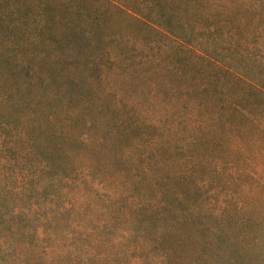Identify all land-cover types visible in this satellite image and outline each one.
Wrapping results in <instances>:
<instances>
[{
    "label": "trees",
    "instance_id": "trees-1",
    "mask_svg": "<svg viewBox=\"0 0 264 264\" xmlns=\"http://www.w3.org/2000/svg\"><path fill=\"white\" fill-rule=\"evenodd\" d=\"M105 1L162 43L0 2V261H29L53 228L65 261L46 264H264V0ZM151 79L175 95L161 131L123 98ZM148 245L167 261H107Z\"/></svg>",
    "mask_w": 264,
    "mask_h": 264
},
{
    "label": "rangeland",
    "instance_id": "rangeland-1",
    "mask_svg": "<svg viewBox=\"0 0 264 264\" xmlns=\"http://www.w3.org/2000/svg\"><path fill=\"white\" fill-rule=\"evenodd\" d=\"M2 0H0L1 2ZM20 0H9V2L6 4L8 8L14 7V5H17ZM23 1V0H22ZM235 5V1H232ZM33 4L37 5L40 3V5L48 4L50 7H54L56 9H66L70 11L71 9H75L78 11L79 17L83 21L84 25L89 28V25L91 23H106L107 26H109L110 30H113L116 32V34H119L121 36L119 37H146L149 38V41H151V44L156 42L157 44L162 43L161 37H158L154 34L145 33V31L139 32L137 31V28L135 27L133 22L130 23V21H127L124 17L121 15L113 18L110 15L114 11V6L110 2H104V0H33ZM34 6V5H33ZM105 10L106 16H101L99 13L102 10ZM115 12V11H114ZM107 15L110 16L107 17ZM173 20L175 21V16H173ZM129 24V25H128ZM62 28L61 25H56L55 29L53 30L54 35L53 39H57L60 36ZM142 38H140L141 40ZM147 41V40H146ZM140 42L141 41H137ZM171 52V51H169ZM193 72H188V74H192ZM195 76L199 73H193ZM118 85H121V83H117ZM124 87L128 88V92L126 91L123 93V98L127 99L131 103H134L133 106L140 111H143L150 116L152 114L154 115H160L163 119V121L159 124V131L167 125L171 121V114L173 113L171 110L172 104H175V95L169 96L168 94H157L162 91L161 84L158 81V79H151V80H145L140 81L136 85H133V83H127L122 85ZM123 88V87H122ZM151 90V91H149ZM158 138L165 139V138H171L172 141H175L174 137H167V136H160ZM161 152H165L163 155L161 161L163 163V178L170 181L171 188L175 190V148L169 147L167 150V147H162ZM217 154L222 155V152H218ZM220 156H215L214 158H218ZM221 182H224V179L221 178ZM41 229L38 228L36 231L35 236L29 240L30 242H33V249L37 253L34 255L29 261L37 262L38 264H46V261H51L49 259L50 257L54 256L56 259L55 261H65V259L58 256V254L62 250L63 243L66 242V236L67 233L60 232L56 229L50 228L44 231V235L40 233ZM49 239V240H48ZM48 240V241H47ZM52 241L53 246L51 249V252L49 255H45L43 259L40 258V252L39 246L45 245L47 243H50ZM136 244L132 243L130 246H135ZM138 249V247H137ZM144 251L138 253H134V255L129 254H123V252L116 253L113 257L110 259L108 258L107 261H133L138 258V261H167L161 254V252L154 247V249L150 250V246L143 247ZM29 248L25 247L22 251L23 255L28 252ZM54 253V251H56ZM189 252V251H188ZM54 253V254H53ZM190 253V252H189ZM133 254V253H132ZM194 254V252H193ZM193 254H190L191 257L186 256L184 260L179 259V255L175 253V261H195L193 259ZM138 255V257H137ZM58 256V257H57ZM11 257V255H9ZM29 261H21V264H31ZM0 264H14L11 261H0Z\"/></svg>",
    "mask_w": 264,
    "mask_h": 264
}]
</instances>
